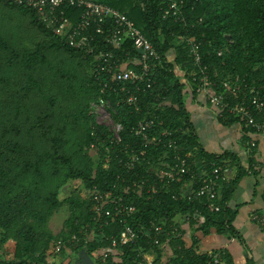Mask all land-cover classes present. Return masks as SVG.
Masks as SVG:
<instances>
[{
    "label": "trees",
    "instance_id": "1",
    "mask_svg": "<svg viewBox=\"0 0 264 264\" xmlns=\"http://www.w3.org/2000/svg\"><path fill=\"white\" fill-rule=\"evenodd\" d=\"M184 1L183 23L164 18L159 0L101 1L125 13L162 56L153 90L154 96L162 97L160 101L143 95L141 110L137 112L134 107L117 106L116 94H105L113 101L124 127L122 145L106 153L100 144L106 141L109 145V139L96 124L90 108L92 102L104 96L92 76L94 56L69 47L44 26L34 10L19 6L14 0H0L6 7L24 10L30 24L47 39L33 48L0 40V264H54L50 259L61 240L65 245L61 256L70 253L81 258L84 254L95 264H138L140 252L154 253L157 262L170 259L174 264H206L213 252H196L198 233L206 237L215 232L244 242L234 227L239 210L231 207V201L241 181L255 170L252 165L257 163V148H252L248 167L237 154L204 149L186 108V84L182 82L186 79L194 85V78L200 73L187 43L180 41L179 36L201 44L203 65L208 67L211 79L217 81L218 91L223 90L222 80L228 79L238 87L245 80L264 96V0ZM100 50L116 51L106 44ZM123 50L137 55L131 44ZM169 54L173 55L172 60ZM192 93L197 95L194 89ZM246 96L240 90L238 98L231 101L237 104ZM145 119L156 122L149 139L138 138L132 132ZM219 121L224 126L240 123L246 141L254 133L245 121L233 116L224 115ZM256 121L264 122V111L256 116ZM94 130L96 138L91 136ZM163 130L173 132L182 155L193 153L192 169L197 171L198 160L208 173H212L214 165L234 170V178L222 183L221 198L217 200L219 212L205 198H173L190 181L189 176L156 195L133 187L141 181L156 183L157 171L168 169L164 164L173 163L172 150L155 146L151 140ZM93 141L98 145V154L88 150ZM127 146L147 151L145 159L132 170L124 165L129 156V151L125 152ZM261 171L264 163L257 172ZM71 183H81L85 194L77 188L62 200L61 189ZM93 187L122 197L126 204L135 207L137 212L128 218V225L141 233L135 245L113 249L106 262L101 253L110 248L106 237L117 233L121 226L114 222L104 229L105 237L98 235L94 219L99 216L92 211L93 202L88 196ZM63 209L68 210L69 216L60 232L42 234L41 229ZM196 212L200 218L189 223L190 246L182 228L176 235L155 237L149 232L153 221L178 227L181 218ZM74 235L80 238L79 242L72 241ZM86 235L92 239L88 244L84 242ZM5 244L13 249L9 258L1 252ZM226 260L229 261L227 254L223 264ZM247 264L255 263L249 259Z\"/></svg>",
    "mask_w": 264,
    "mask_h": 264
},
{
    "label": "built area",
    "instance_id": "2",
    "mask_svg": "<svg viewBox=\"0 0 264 264\" xmlns=\"http://www.w3.org/2000/svg\"><path fill=\"white\" fill-rule=\"evenodd\" d=\"M14 3L34 10L44 26L69 47L94 56L92 76L104 96L101 95L97 101L92 102L90 108L95 116L96 124L103 128V135L110 142L107 145L106 141H103L100 145L106 153H109L111 148L121 146L124 127L113 101L105 94H116L117 106L123 104L134 107L137 112H140V98L143 95L154 96L156 69L162 64V56L153 43L125 13L100 0H14ZM159 3L164 18H174L176 22L182 23L186 21L183 12L184 0H159ZM70 9L73 10L70 11ZM76 10L79 12L77 13ZM100 37L102 40H99ZM179 40L187 43L189 55L200 73L199 77L194 78L196 82L194 85L182 79V82L186 84L185 89L189 87L191 92L194 89L199 98L215 109L219 118L224 115L233 116L245 121L254 133L264 136V122L256 121V116H260L264 111V96L260 89L247 84L245 80L241 87L233 86L226 79L220 83L223 90L218 91L217 81L211 79L208 67L203 65L201 44L194 39H186L184 36H179ZM104 44L112 46L117 52L100 50L101 45ZM127 44L133 46L137 55L123 50ZM219 54L221 55L222 52ZM240 90L247 96L234 104L231 100L238 98ZM154 97L156 101L162 98L158 95ZM155 123L154 119L142 120L132 132L138 138L149 139L151 132L155 129ZM172 134L170 130H163L159 135L152 136L151 140L155 146L172 150L173 163H170V166L164 164L168 169L157 171L158 181L156 183L148 185L147 181H141L134 183L133 187L140 192L147 190L148 194L156 195L189 176L190 181L173 198L176 200L179 197L188 200L205 198L210 207L219 212L220 207L217 200L221 198L222 183L234 178V170L226 166L214 165L212 173H208L202 169L200 161L198 165V160L195 161L198 165L197 171L192 169L190 158H193V153L182 155V147L178 145ZM91 136L97 137L95 130L92 131ZM250 146L252 151V148L256 147V142H251ZM88 150L98 154L97 143L91 142ZM128 151L129 156L124 165L127 170H132L137 163L145 159L147 151L127 146L125 152ZM104 167L107 168V163ZM88 194L93 202L92 211L99 216L94 219L98 226L99 236L105 237L104 229L114 222L121 226L117 233L106 237L110 248L101 252L102 260L106 262L113 249L119 246L135 245L140 239L141 233L128 225V218L134 216L137 210L126 204L122 197H114L111 192H100L96 187L90 189ZM102 216L104 221L100 218ZM199 218L200 214L196 212L194 216H184L181 221L189 224L192 219L198 221ZM251 220L264 229V211L252 214ZM180 228L181 225L166 227L153 221L149 232L155 233V237L162 234L176 235ZM79 240L80 238L76 235L72 237V241L79 242ZM91 241V237L86 235L85 244ZM64 246V242L59 241L53 249L54 256L60 255ZM225 255V250H217L213 252L211 260L206 264H223ZM138 257V264H174L170 259L157 262L155 254L151 252H140Z\"/></svg>",
    "mask_w": 264,
    "mask_h": 264
},
{
    "label": "crops",
    "instance_id": "3",
    "mask_svg": "<svg viewBox=\"0 0 264 264\" xmlns=\"http://www.w3.org/2000/svg\"><path fill=\"white\" fill-rule=\"evenodd\" d=\"M186 91V108L206 151L217 154L232 152L242 159L245 167H248L251 160L250 143L256 142L257 148L255 156L257 163L255 166L252 165L256 171L251 170L241 181L231 201V207L239 210L234 227L244 242L241 243L230 235H218L215 232L206 237L198 233L199 242L195 250L198 254L225 250L229 257V261H225L226 264H247L249 259L255 264H264V229L251 220L252 214L264 211V171L257 172L261 163H264V136L253 133L246 141V134L240 123L224 126L220 123L214 108L194 95L189 87ZM214 120L215 126L209 128L207 125ZM179 221L186 242L190 246L192 241L189 224Z\"/></svg>",
    "mask_w": 264,
    "mask_h": 264
},
{
    "label": "rangeland",
    "instance_id": "4",
    "mask_svg": "<svg viewBox=\"0 0 264 264\" xmlns=\"http://www.w3.org/2000/svg\"><path fill=\"white\" fill-rule=\"evenodd\" d=\"M1 39L9 43H13L16 46L20 45L27 48H33L39 44H43L47 40L41 31L30 24V17L24 10L19 7H6L2 2H0V40ZM169 59H173L172 54H169ZM179 75H181L180 72ZM215 123L216 120L207 126L209 128H213ZM70 151H72V148ZM199 164L200 162H198V165ZM77 188H79L80 191L85 194L83 191L84 187L81 183H71L61 189V199L63 200L69 197L70 194ZM68 216V210L63 209L58 214H56L50 221L49 225L46 228H42L40 232L42 234L47 232L56 235L62 229L63 224ZM1 252L5 258H9L13 253V249H11L9 244H5L1 247ZM81 256L84 262L85 258L87 259V256L84 254ZM81 258L76 257L74 254L66 253L62 256H53L50 259V262L54 264H82L83 262Z\"/></svg>",
    "mask_w": 264,
    "mask_h": 264
},
{
    "label": "water",
    "instance_id": "5",
    "mask_svg": "<svg viewBox=\"0 0 264 264\" xmlns=\"http://www.w3.org/2000/svg\"><path fill=\"white\" fill-rule=\"evenodd\" d=\"M82 264H95V262L92 259L87 257V259L85 258V260Z\"/></svg>",
    "mask_w": 264,
    "mask_h": 264
}]
</instances>
